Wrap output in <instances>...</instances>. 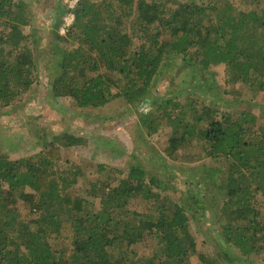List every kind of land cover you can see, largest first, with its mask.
Returning <instances> with one entry per match:
<instances>
[{"label":"trees","instance_id":"16d2710c","mask_svg":"<svg viewBox=\"0 0 264 264\" xmlns=\"http://www.w3.org/2000/svg\"><path fill=\"white\" fill-rule=\"evenodd\" d=\"M96 1L79 0L70 32L55 34L67 42L76 33L78 47L52 53L50 94L70 101L79 116L119 99L142 108L164 68L179 61L198 73L223 65L228 80L246 85L251 98L264 96V0H244L247 9L231 0ZM33 22L24 0H0V110L33 87L36 32H24ZM188 92L157 99L151 114L139 112L141 127L148 135L171 130L170 159L187 147L202 148L213 164L206 178L219 190L211 203L199 185L177 201L166 197L162 175L141 165L137 154L135 163H97L79 186L77 170H57L62 149L87 141L61 133L33 157L0 154V264H192L196 242L189 224L205 219L207 209L224 247L203 257L205 264L264 258V213L257 202L264 198V127L252 131L251 112L230 113ZM65 223L69 245L61 238ZM146 240L164 256L134 261L124 247Z\"/></svg>","mask_w":264,"mask_h":264},{"label":"rangeland","instance_id":"374dc122","mask_svg":"<svg viewBox=\"0 0 264 264\" xmlns=\"http://www.w3.org/2000/svg\"><path fill=\"white\" fill-rule=\"evenodd\" d=\"M24 1L34 20L32 27L24 28V32H36V42L30 43V48L35 52L37 68L31 90L13 107L0 110V154L8 155L13 160L33 157L44 150L53 136L68 132L85 138L87 143L84 146L62 149L64 158L58 165L57 174L62 175L74 168L83 175L80 182L78 181L79 186L86 185L85 177L94 170V166L96 170L97 163H110L115 166L135 163L134 155L137 154L141 155V165L162 175L168 188L166 197L177 201L189 189H197L199 185L204 190L207 201L211 203L219 190L210 177L206 178V174H209L207 168L213 164L208 157L204 158L202 148L187 147L179 152V159H170L165 150L168 147L166 138L171 130L161 127L157 132L148 135L149 132L141 127L140 113L155 112L156 107H152V104L159 98H169L175 94L183 97L190 91L195 101L206 99L223 106L230 113L251 112L256 117L251 130L258 131V128L264 127V96L256 95L255 99L251 98L246 85L228 80L223 65L212 67L208 72L198 73L195 67H184L179 61L164 68L148 102L142 108L138 107L140 110L119 99L103 109L87 110L85 117L79 116V113L72 109L70 101L53 98L50 94L52 53L57 47L70 49L79 45L74 33L77 30H73L74 38L72 34L67 42H59L55 35L65 37L72 27L64 33L61 32L68 17L66 0ZM231 2L240 9H247L244 5L250 6L249 2L244 0ZM261 6L264 7V4ZM60 21L63 24L58 30L56 27ZM173 78L176 79L172 80ZM191 78L196 79L194 83L185 86L183 82L189 83ZM150 118L152 116L149 120ZM155 156L158 158L154 163L147 160ZM257 202L264 213V198L261 195L258 196ZM20 209L25 215L28 213L26 207ZM204 216L205 219L199 223H194L192 219L189 224L196 242L195 254L191 257L192 264H205L203 257L215 254L218 248L223 246L219 225L212 219L213 214L207 209ZM71 237V228L65 223L61 236L65 245H69ZM124 249L134 261L150 258L154 254L157 259L164 256V250L157 248L151 240L138 243L131 250L126 247ZM253 260L257 264L264 263L261 256L253 257ZM222 264L237 262L224 261Z\"/></svg>","mask_w":264,"mask_h":264},{"label":"built area","instance_id":"2783aa9c","mask_svg":"<svg viewBox=\"0 0 264 264\" xmlns=\"http://www.w3.org/2000/svg\"><path fill=\"white\" fill-rule=\"evenodd\" d=\"M66 3L68 5V17L65 19L66 25L62 28V33H64L66 30H68L69 27L72 26L74 22V14L73 10L77 7L79 0H66Z\"/></svg>","mask_w":264,"mask_h":264}]
</instances>
